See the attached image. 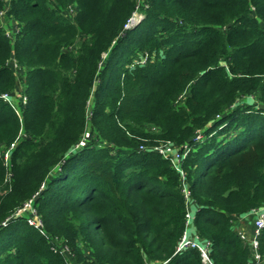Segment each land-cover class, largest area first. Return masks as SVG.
<instances>
[{"label": "trees", "instance_id": "trees-1", "mask_svg": "<svg viewBox=\"0 0 264 264\" xmlns=\"http://www.w3.org/2000/svg\"><path fill=\"white\" fill-rule=\"evenodd\" d=\"M137 4L0 0V94L21 111L0 98V264H68L59 241L81 264H203L175 254L187 207L170 161L140 149L154 139L191 146L193 226L212 262L250 263L235 218L264 207V0H144L124 28ZM42 183L48 237L24 215L3 224Z\"/></svg>", "mask_w": 264, "mask_h": 264}, {"label": "built area", "instance_id": "built-area-1", "mask_svg": "<svg viewBox=\"0 0 264 264\" xmlns=\"http://www.w3.org/2000/svg\"><path fill=\"white\" fill-rule=\"evenodd\" d=\"M144 0H137L138 4L136 6V9L132 13V15L128 18L126 24L124 25V28H131L137 25L138 22L141 21V19L144 17V14L139 11L140 4ZM144 62V61H143ZM9 96V98H8ZM0 98L4 99L5 101H8V104H12L15 106L14 102L11 99V96L9 93H3L0 94ZM23 102H26V97H23ZM201 138L200 132H197L194 141L197 142ZM84 138L82 139V141ZM15 143L11 145L8 150L3 152V160L4 164L9 169V156H10V151L13 149ZM81 145V143H78L74 146V149L78 148ZM164 146H167L166 149H168L169 155L167 156L165 154V149L161 148H151L157 153L161 154V156L164 159H167L170 161L171 166L177 171L178 175L180 176V183H181V192L183 194L184 200H185V205L187 207L186 210V223H185V229L183 231V234L178 241V244L175 249V254L177 252H180L184 249L187 248H193L197 249L202 257V262L204 264H214L212 260L209 257V242H204L203 240L200 239L199 235L196 233L194 230L193 226V219H194V213L192 209L190 208L191 206V191L189 189L187 180H186V175L183 169V164L182 161L189 155L191 146L189 144H185L182 149L177 148L174 144L167 142ZM145 146H140V149H144ZM11 182V173L8 171L6 174L5 178V183L9 185V188L11 187L10 185ZM44 183L40 185L39 191L36 192L35 194L32 195L31 198L27 199L21 206L15 209L14 213L3 222V224H6L9 222L12 218L18 217L22 215V212L25 210H28L30 214L28 216L24 215L26 218L27 224H29L32 227H35L38 229L45 237H48V234L46 233L44 227H43V222L39 218L37 208L34 206V200L39 194V192L43 189ZM249 217L252 218V228L249 231H246V229H242L239 231L240 238L242 240H245L251 248L252 252V258L249 264H263L264 262V254L260 252L259 249V236L261 234V231L264 229V207L256 208L251 210V212L248 214ZM192 227L191 233L188 232V228ZM55 243L58 244V241L56 238ZM51 249L54 252H59L62 256H65L66 261H68V264H81V263H75L73 261L72 255L69 254V248L65 244H61L59 241L58 247H56L54 244L52 245Z\"/></svg>", "mask_w": 264, "mask_h": 264}, {"label": "rangeland", "instance_id": "rangeland-1", "mask_svg": "<svg viewBox=\"0 0 264 264\" xmlns=\"http://www.w3.org/2000/svg\"><path fill=\"white\" fill-rule=\"evenodd\" d=\"M141 1V0H140ZM139 11H141L140 10V8H139ZM142 12V11H141ZM5 13V12H4ZM4 13H2L1 14V16H3V14ZM75 12H73V13H71V14H74ZM143 13V12H142ZM72 16H74V15H72ZM145 17V16H144ZM143 17V18H144ZM142 18V19H143ZM142 19H141V21H142ZM141 21L140 22H138V23H141ZM138 23H137V25H138ZM3 25H4V27L7 29V34L9 35L10 34V36H13V34H14V32L16 31H18L20 28H21V24H18V23H16V21H9V20H4L3 21ZM4 28V29H5ZM11 65L14 67V68H16L17 66H16V64H15V62H12L11 63ZM16 69H18V67L16 68ZM21 85V84H20ZM20 85L18 86V87H20ZM24 87V86H23ZM19 90V88L16 90V92ZM10 96H11V94H10ZM12 96L14 97L15 96V93L14 94H12ZM12 96H11V99H12V101L14 102V104H15V106H13L12 104H8L12 109H13V111L16 113V115L18 114V113H21V111H20V109L18 108V103L16 102V99L15 98H12ZM8 98H9V96H8ZM249 100V102H252L253 100L251 99V98H249L248 99ZM8 102V101H7ZM91 107V105H89V107L88 108H90ZM88 112V111H87ZM154 141V144L152 145V146H145V148L143 149V150H141V151H154L153 149H155V148H159V149H161V148H163V149H165V154L168 156L169 155V153H168V149H166L167 148V146H164L165 144H167V142H170V143H172V141H170V140H156V139H154L153 140ZM173 144V143H172ZM174 144L176 145V143L174 142ZM151 148H153V149H151ZM140 150V149H139ZM154 152H156V151H154ZM157 153V152H156ZM161 155V154H160ZM186 159V158H185ZM184 159V160H185ZM183 160V161H184ZM183 161H182V164H183ZM30 214V212L28 211V210H25V211H23L22 212V215H26V216H28ZM244 225H245V228H246V231H249V230H251V228H252V221H251V218L249 217V216H246V217H244ZM241 230H242V228H240ZM191 231H192V227H189L188 228V232L189 233H191ZM201 256V255H200ZM201 259H202V257H201ZM203 263V262H202ZM204 264V263H203Z\"/></svg>", "mask_w": 264, "mask_h": 264}, {"label": "crops", "instance_id": "crops-1", "mask_svg": "<svg viewBox=\"0 0 264 264\" xmlns=\"http://www.w3.org/2000/svg\"><path fill=\"white\" fill-rule=\"evenodd\" d=\"M15 99H16V97H15ZM244 217H236L235 218V222L237 223V225H240V224H242L243 225V227H245V225H244ZM242 227V228H243Z\"/></svg>", "mask_w": 264, "mask_h": 264}, {"label": "clouds", "instance_id": "clouds-1", "mask_svg": "<svg viewBox=\"0 0 264 264\" xmlns=\"http://www.w3.org/2000/svg\"><path fill=\"white\" fill-rule=\"evenodd\" d=\"M76 149H77V148H76ZM76 149L73 148V150H76Z\"/></svg>", "mask_w": 264, "mask_h": 264}]
</instances>
